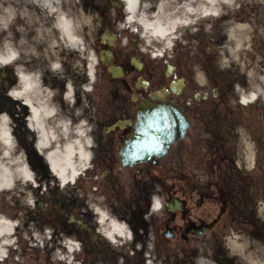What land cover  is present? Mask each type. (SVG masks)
Listing matches in <instances>:
<instances>
[{"label":"flooded vegetation","instance_id":"obj_1","mask_svg":"<svg viewBox=\"0 0 264 264\" xmlns=\"http://www.w3.org/2000/svg\"><path fill=\"white\" fill-rule=\"evenodd\" d=\"M123 18L120 15L110 19L105 8L97 10L99 34L109 32L111 37H101L96 67L85 74L95 81L89 98L102 103L92 120L85 123L88 127H81L79 122L72 126V105L64 104L66 99H72V95L68 96V88H72V53L65 58L69 61L62 65L63 71L57 61L54 70L53 60L35 56L38 51L5 65L4 75L0 76L5 83L9 128L17 150L24 153V161L28 166L32 163L35 170L33 181L23 182L18 190L21 207L27 216L42 214L66 232L72 228V242L76 246L72 264H204L205 242H209L210 248L219 242L221 214L198 212L199 206L194 207L195 201L188 198L186 180L180 191L177 187V192L173 191L171 151L161 160L152 157L142 163L124 164L122 159V149L136 132L137 105L142 99L156 102V79L164 80L158 86L165 89L166 80L177 70L174 67L169 73L152 62L144 52L139 34L135 36L136 32L128 27L119 30ZM19 69L39 77L35 103L55 111V116L45 122L46 152L40 151L31 127V107L13 96L20 85ZM184 80L180 95L174 94L170 82L167 100L174 101L192 120L182 142L190 141L189 145L195 146L200 133L193 132V126L203 112L200 106L204 111L219 109L221 101L216 90L204 96L194 92L192 98H186L188 81ZM85 83L88 85L90 80ZM64 123L69 125L65 137L61 126ZM79 130L84 132L81 146L88 157L76 159L80 168L77 178L72 185L61 187L43 169L47 166L45 154L53 150L56 140L76 141ZM237 131L218 124L206 134L212 141L206 142V151L215 161L217 176L227 183L226 191L230 196L239 195L244 200L241 209L251 211L254 202L248 184L264 178V128L248 129V143ZM251 163L254 167L249 170L246 167ZM112 223L127 228L132 242H125L124 236L119 235L108 238L105 232L110 231Z\"/></svg>","mask_w":264,"mask_h":264},{"label":"rangeland","instance_id":"obj_2","mask_svg":"<svg viewBox=\"0 0 264 264\" xmlns=\"http://www.w3.org/2000/svg\"><path fill=\"white\" fill-rule=\"evenodd\" d=\"M86 1L67 0L80 43L77 51L72 53V99L64 102L72 105V126L79 122L81 127H88L85 123L92 120L95 109L102 105L93 97L89 98L95 81L85 74L96 67L101 50L99 40L111 35L109 32L99 34L98 30L97 10L105 8L110 19L124 17L119 30L128 27L136 32L135 36L139 34L146 49L144 52L152 62L163 71L169 65L177 68L166 80L167 86L171 81L187 79L186 98L194 92L202 96L211 95L213 90L218 92L219 109L205 108L204 111L200 106L203 115L196 117L193 126V132L200 133L198 140L194 139L197 145L181 142L171 150L173 191H180L186 180L188 198L195 201L194 207L199 206L198 212L221 214L219 242L212 248L205 242L204 264H264V178L248 184L254 206L251 211H244L241 209L244 200L239 195H229L224 186L227 183L217 176L215 161L206 151V142H212L206 134L218 124L225 129H238L245 143H248V129L264 128V0H215L216 11L212 16L205 13L210 10L207 0H138L132 23H128L126 6L119 0ZM141 23L151 29L145 31ZM171 24L174 26L165 38L158 36L159 28L168 29ZM53 26L50 28L57 37ZM37 37L40 39L41 35ZM38 55L44 60L53 58L61 70L69 61L65 60L69 53L63 47L50 44L35 56ZM0 77V116L6 117L5 83ZM85 80L90 83L84 84ZM162 80L156 79L159 94L167 90V86L165 89L158 86ZM252 93L259 96L255 103L260 105H242L241 97ZM13 155L25 159L15 144ZM29 166L35 171L32 163L29 162ZM253 167L251 163L246 168L251 170ZM43 169L56 181L46 165ZM18 185L20 188L17 189L21 190L24 183ZM21 204L19 192L0 198V214L11 217L15 225L20 226L0 264H67L65 260H59L57 248L63 244V239L72 241V228L66 232L42 214L34 218L27 216ZM125 234L124 241L132 242L127 228ZM69 264H72V257Z\"/></svg>","mask_w":264,"mask_h":264},{"label":"bare ground","instance_id":"obj_3","mask_svg":"<svg viewBox=\"0 0 264 264\" xmlns=\"http://www.w3.org/2000/svg\"><path fill=\"white\" fill-rule=\"evenodd\" d=\"M126 6L128 23H132L138 8V0H122ZM210 10H206L207 16L214 15L216 11L215 0H207ZM204 14V13H203ZM52 24L57 30L58 36H53ZM141 26L145 31L151 29L144 23ZM174 24L167 28H159L158 36L165 38L169 34ZM41 35L40 39L37 37ZM44 36V37H43ZM58 38V39H56ZM45 41V42H44ZM46 44L52 47H63L68 53H75L79 48V40L75 35L72 13L67 0H0V64L2 66L12 64L28 54H34ZM50 49V47H48ZM54 61L53 58H50ZM53 69L57 66L53 62ZM20 85L13 96L19 100L26 101L32 110L31 127L37 135L39 149L46 152L47 132L45 122L55 116V111L42 103H35L34 94L39 90V77L25 74L18 70ZM258 88V87H257ZM72 95V88H68V96ZM259 96L252 93L243 96L241 103L249 105L257 100ZM63 127V137L68 133L69 125L61 124ZM76 141L55 142V147L45 154L46 163L58 181L64 187L72 184L79 173V166L76 159H87V153L82 148L81 142L84 132L78 131ZM14 140L9 128L7 117L0 116V198L5 195L18 192V183L32 182L33 172L25 163L23 156L13 155ZM158 207V204L156 205ZM102 218H104L102 216ZM16 227L14 220L4 214H0V260L5 258L7 248L12 246V238ZM20 230V229H19ZM108 238L113 235L124 236L125 228L119 224L112 223L110 231L105 232ZM66 263H70L72 252L76 246L65 243Z\"/></svg>","mask_w":264,"mask_h":264},{"label":"water","instance_id":"obj_4","mask_svg":"<svg viewBox=\"0 0 264 264\" xmlns=\"http://www.w3.org/2000/svg\"><path fill=\"white\" fill-rule=\"evenodd\" d=\"M190 126L187 115L173 102L155 104L143 99L137 107L135 135L122 151L124 164L147 161L151 157H165L172 145L185 138Z\"/></svg>","mask_w":264,"mask_h":264}]
</instances>
